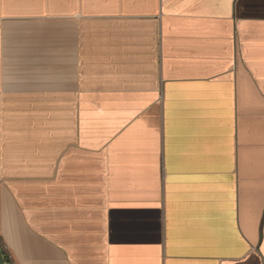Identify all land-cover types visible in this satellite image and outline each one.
<instances>
[{
  "label": "crops",
  "instance_id": "1",
  "mask_svg": "<svg viewBox=\"0 0 264 264\" xmlns=\"http://www.w3.org/2000/svg\"><path fill=\"white\" fill-rule=\"evenodd\" d=\"M0 264H264V0H0Z\"/></svg>",
  "mask_w": 264,
  "mask_h": 264
},
{
  "label": "trees",
  "instance_id": "2",
  "mask_svg": "<svg viewBox=\"0 0 264 264\" xmlns=\"http://www.w3.org/2000/svg\"><path fill=\"white\" fill-rule=\"evenodd\" d=\"M7 261H8V259H7Z\"/></svg>",
  "mask_w": 264,
  "mask_h": 264
}]
</instances>
